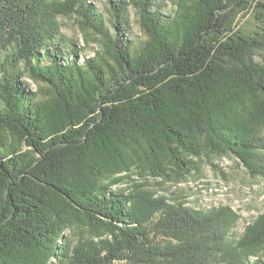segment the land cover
I'll return each mask as SVG.
<instances>
[{
  "label": "trees",
  "instance_id": "trees-1",
  "mask_svg": "<svg viewBox=\"0 0 264 264\" xmlns=\"http://www.w3.org/2000/svg\"><path fill=\"white\" fill-rule=\"evenodd\" d=\"M165 1L107 0L105 20L87 0H0V264H263L264 214L232 239L230 207L112 190L135 170L185 178L207 149L264 176V36L233 28L246 1ZM77 220L112 241L73 251Z\"/></svg>",
  "mask_w": 264,
  "mask_h": 264
},
{
  "label": "rangeland",
  "instance_id": "rangeland-1",
  "mask_svg": "<svg viewBox=\"0 0 264 264\" xmlns=\"http://www.w3.org/2000/svg\"><path fill=\"white\" fill-rule=\"evenodd\" d=\"M87 1L96 8L98 14L108 20L107 0ZM177 1L169 0L163 3L166 15L175 12ZM245 1L247 4L238 12L233 28L246 35L264 36V9L261 6L264 5V0ZM59 22L63 37L74 41L82 50L77 60L83 63L85 57L93 58L98 48L95 43L96 37L90 38L89 42L85 41L74 19L60 17ZM130 24L133 36L141 37L138 16L134 9H131ZM257 55V61L264 64V52ZM25 81L32 91L38 90L37 85L27 76ZM261 134L264 137V129L261 130ZM206 151L203 157L192 160V173L185 178H181L174 170H169L164 177L153 174L149 169L135 170L130 175L123 174L112 186V190L123 192L125 195L145 193L157 199L165 198L170 204H183L193 210L206 211L230 207L239 215L238 222L231 230V238L239 239L247 226L264 214V176L253 178L232 154L220 157L212 154L209 149ZM65 237L73 251L85 247L100 248L103 246L102 242L112 241L107 233L95 231L85 220L75 221L74 225L65 231ZM61 246L64 248V245ZM62 259L64 260L63 257ZM251 262H255V259L251 258Z\"/></svg>",
  "mask_w": 264,
  "mask_h": 264
}]
</instances>
